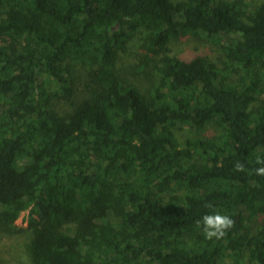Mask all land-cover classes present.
Segmentation results:
<instances>
[{
	"label": "trees",
	"instance_id": "16d2710c",
	"mask_svg": "<svg viewBox=\"0 0 264 264\" xmlns=\"http://www.w3.org/2000/svg\"><path fill=\"white\" fill-rule=\"evenodd\" d=\"M149 64L148 87L128 76ZM258 157L264 0H0V238L22 237L20 264H264ZM213 211L235 220L220 240L197 227Z\"/></svg>",
	"mask_w": 264,
	"mask_h": 264
},
{
	"label": "rangeland",
	"instance_id": "374dc122",
	"mask_svg": "<svg viewBox=\"0 0 264 264\" xmlns=\"http://www.w3.org/2000/svg\"><path fill=\"white\" fill-rule=\"evenodd\" d=\"M180 1V0H172ZM256 3L261 2L262 0H255ZM140 42L138 39L134 40L130 45V55H123L122 58L118 61V67H124L128 64H139V59L135 57V54H139ZM214 47V46H213ZM173 48L177 54H189L192 57L203 56L209 58H215L219 53H217L216 47L212 49L204 38H184L178 41H175ZM128 76L141 84L143 87H148L150 82L153 80L157 81V73L153 69L152 64H149L145 69L138 70L137 68H132L128 72ZM191 129L184 127L183 130L177 131V136L183 140L187 137L196 138L202 136H210L214 132L213 125H208L205 130L200 131L199 133L192 132ZM18 228H25L27 226L26 220L22 217L15 223ZM22 251V237L17 236L15 238L8 239L6 237L0 238V264H20V253ZM223 264H229L226 260Z\"/></svg>",
	"mask_w": 264,
	"mask_h": 264
},
{
	"label": "clouds",
	"instance_id": "9594fccd",
	"mask_svg": "<svg viewBox=\"0 0 264 264\" xmlns=\"http://www.w3.org/2000/svg\"><path fill=\"white\" fill-rule=\"evenodd\" d=\"M256 163L259 166L255 169V175L264 176V158L258 157ZM218 166H221L220 162H218ZM234 169L236 172H246L244 163L240 161L235 162ZM205 206L207 208L212 207L211 204ZM197 227L201 228L205 239L220 240L235 227V220L228 214L213 211L203 215L201 220L197 221Z\"/></svg>",
	"mask_w": 264,
	"mask_h": 264
}]
</instances>
